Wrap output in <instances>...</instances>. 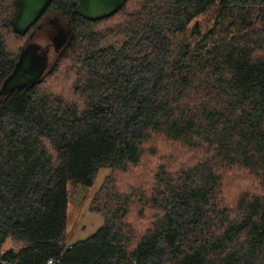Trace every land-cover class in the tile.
Masks as SVG:
<instances>
[{"label": "trees", "instance_id": "obj_1", "mask_svg": "<svg viewBox=\"0 0 264 264\" xmlns=\"http://www.w3.org/2000/svg\"><path fill=\"white\" fill-rule=\"evenodd\" d=\"M78 2L21 35L0 0V88L35 38L56 53L0 98V264H264V0H127L96 21ZM103 168L104 223L71 244V187Z\"/></svg>", "mask_w": 264, "mask_h": 264}, {"label": "water", "instance_id": "obj_2", "mask_svg": "<svg viewBox=\"0 0 264 264\" xmlns=\"http://www.w3.org/2000/svg\"><path fill=\"white\" fill-rule=\"evenodd\" d=\"M53 0H18L19 9L13 21L14 30L25 35L43 16ZM127 0H79L76 12L91 20H101L117 12ZM49 67L42 45L28 43L21 51L12 73L0 88V98L10 92L36 83Z\"/></svg>", "mask_w": 264, "mask_h": 264}, {"label": "rangeland", "instance_id": "obj_3", "mask_svg": "<svg viewBox=\"0 0 264 264\" xmlns=\"http://www.w3.org/2000/svg\"><path fill=\"white\" fill-rule=\"evenodd\" d=\"M217 13V8H210L206 13L199 16L195 22H197L200 29L205 32L213 26ZM195 22L191 24V27L195 24ZM42 24L45 27V31L50 33L56 32L54 25L52 26L48 21H43ZM35 39V41L40 43L42 48L45 49L44 53L48 58L49 65H51L56 58V53L54 52V49L49 47L48 39H46L44 36H39ZM199 39L200 35L195 34L192 38V42L196 43ZM124 41L125 36L122 33H119L103 39L101 41V46L104 48L114 46L117 49H120ZM108 173L109 169H101L95 184L92 187H86L80 184L71 187L66 230V238L69 243L73 244L76 241L88 238L89 236L93 235L100 226L103 225L105 220L104 216L93 211L91 205L95 192L99 189L104 177L108 175ZM20 245L21 243L16 239L9 238L5 243V248L19 249Z\"/></svg>", "mask_w": 264, "mask_h": 264}, {"label": "built area", "instance_id": "obj_4", "mask_svg": "<svg viewBox=\"0 0 264 264\" xmlns=\"http://www.w3.org/2000/svg\"><path fill=\"white\" fill-rule=\"evenodd\" d=\"M48 264H55V261L49 260Z\"/></svg>", "mask_w": 264, "mask_h": 264}]
</instances>
